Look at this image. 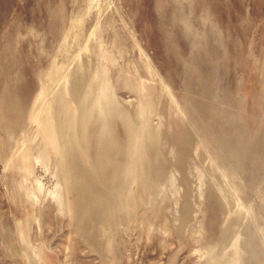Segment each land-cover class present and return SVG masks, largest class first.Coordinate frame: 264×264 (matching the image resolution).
I'll list each match as a JSON object with an SVG mask.
<instances>
[{"label": "rangeland", "instance_id": "1", "mask_svg": "<svg viewBox=\"0 0 264 264\" xmlns=\"http://www.w3.org/2000/svg\"><path fill=\"white\" fill-rule=\"evenodd\" d=\"M0 264H264V0H0Z\"/></svg>", "mask_w": 264, "mask_h": 264}]
</instances>
